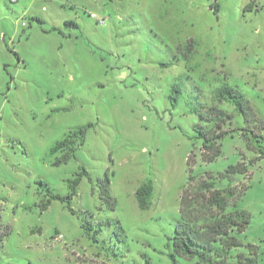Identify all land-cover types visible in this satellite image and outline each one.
<instances>
[{
	"label": "rangeland",
	"instance_id": "374dc122",
	"mask_svg": "<svg viewBox=\"0 0 264 264\" xmlns=\"http://www.w3.org/2000/svg\"><path fill=\"white\" fill-rule=\"evenodd\" d=\"M224 85L255 117L216 104L233 117L203 163L197 111ZM80 129L54 167L50 149ZM238 163L246 175L224 176ZM83 170L73 213L40 210ZM203 180L232 190L227 212L250 215L234 235L264 264V0H0V264H200L172 258L171 239L182 191Z\"/></svg>",
	"mask_w": 264,
	"mask_h": 264
},
{
	"label": "trees",
	"instance_id": "16d2710c",
	"mask_svg": "<svg viewBox=\"0 0 264 264\" xmlns=\"http://www.w3.org/2000/svg\"><path fill=\"white\" fill-rule=\"evenodd\" d=\"M251 7L247 5L245 9ZM217 12V8H215ZM65 24H68L67 22ZM194 42L187 43L186 56L194 51ZM236 91L228 86L216 88L211 97V105L197 111V116L204 123V126L197 129L198 138L202 140L200 149L201 161L211 163L220 155L219 141L223 139L229 130L225 129L232 120V114H229L218 107L216 104L227 103L239 112L246 123L250 117H255L252 110L243 104ZM215 104V105H214ZM85 129L68 134L63 140L57 142L49 151V156L60 153L52 165L54 167L68 163L73 157L77 146L84 142ZM245 136V135H243ZM195 154L192 153L187 163L194 164ZM247 166L244 163H238L230 166L224 176L246 175ZM86 176L88 181L92 179L86 171L76 179L69 182L70 192L66 197L50 195L47 200H41L39 207L41 211L47 210L51 201H60L65 203L71 213L70 201L77 194V187L80 177ZM210 176L208 179H211ZM108 183V181H106ZM100 199L108 204L112 209L115 208V202L109 195L105 184L100 186ZM153 186L150 181L141 184L134 192V198L140 210H148L151 205ZM232 190H215L214 182L203 180L197 185H188L180 196L179 218L174 227L173 237L171 239L172 258H181L184 260H196L200 264H255L257 261V248L254 245H244L236 234L244 233L249 225L250 215L241 210L234 209L227 212L228 197ZM241 250H246L245 252Z\"/></svg>",
	"mask_w": 264,
	"mask_h": 264
},
{
	"label": "built area",
	"instance_id": "2783aa9c",
	"mask_svg": "<svg viewBox=\"0 0 264 264\" xmlns=\"http://www.w3.org/2000/svg\"><path fill=\"white\" fill-rule=\"evenodd\" d=\"M91 17L95 19V16L92 15ZM98 23H99L100 25H103V24H104V21H103V20H99Z\"/></svg>",
	"mask_w": 264,
	"mask_h": 264
}]
</instances>
